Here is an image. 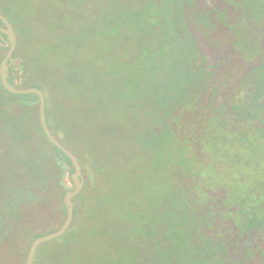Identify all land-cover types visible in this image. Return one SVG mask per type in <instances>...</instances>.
Listing matches in <instances>:
<instances>
[{"label": "trees", "instance_id": "trees-1", "mask_svg": "<svg viewBox=\"0 0 264 264\" xmlns=\"http://www.w3.org/2000/svg\"><path fill=\"white\" fill-rule=\"evenodd\" d=\"M221 2L232 7L227 10ZM123 3L130 5L127 11L109 8L108 14L97 17L98 25H92L88 35L114 33L128 21L136 30L137 61L128 63L125 75L117 71L108 95L129 110L132 144L142 152L140 166L148 165L155 184L141 183L146 180L142 176L138 184L127 181L120 198L119 178L113 175L111 189H105L82 158L83 187L73 197V221L62 236L38 246L32 264H48L51 258L87 264L77 253L73 231L92 199L98 217L100 210L114 216L99 233L103 246L111 250L95 264H226L216 256L215 241L202 231L212 226L217 211L208 204L211 194H223L222 205L236 207L237 226L248 229L264 223V49L256 39L259 33L243 22L253 19L262 26L264 0H219L215 6L223 9L215 8L214 14L200 0ZM0 14L16 32L8 16ZM16 35L8 81L17 88L43 91L47 125L69 149L48 121L49 90L32 78L27 56L20 51L22 38ZM199 37L203 42L232 45L239 58L236 68L243 65L241 76L231 73L228 79L239 82L235 91L225 89L231 85L213 76ZM6 51L0 44V61ZM247 65L252 69L243 75ZM5 93L13 98L10 103L0 100V243L5 224L17 217L23 205L37 200L52 175L58 189L56 224H25L20 262L25 264L33 240L63 223L66 187L60 162L73 168L43 134L36 95L12 94L0 82V94Z\"/></svg>", "mask_w": 264, "mask_h": 264}, {"label": "rangeland", "instance_id": "rangeland-1", "mask_svg": "<svg viewBox=\"0 0 264 264\" xmlns=\"http://www.w3.org/2000/svg\"><path fill=\"white\" fill-rule=\"evenodd\" d=\"M123 1L0 0V11L8 16L22 38L20 51L27 56L32 78L49 90L50 125L58 129L80 165L82 158L90 164L105 189H111L109 182L113 175L119 178L120 198L124 197L127 181L138 184L142 176L146 180L141 183L155 184L148 165L140 166L142 152L132 144L129 110L117 106L108 95L117 71L125 75L128 63L137 61L136 30L128 21L118 25L114 33L104 32L99 38L88 35L91 26L98 25L97 17L108 14L109 8L127 11L130 5ZM211 2L218 4V0ZM12 98L0 94L3 102L10 103ZM92 200L73 231L77 253L87 264H95L96 258L111 250L110 246H103L99 233L114 220L113 214L101 210L98 217ZM57 202L58 189L52 175L37 200L23 205L17 217L5 224L0 264H20L26 240L25 224L32 221L53 227L58 219ZM48 262L73 264L58 258Z\"/></svg>", "mask_w": 264, "mask_h": 264}, {"label": "flooded vegetation", "instance_id": "flooded-vegetation-1", "mask_svg": "<svg viewBox=\"0 0 264 264\" xmlns=\"http://www.w3.org/2000/svg\"><path fill=\"white\" fill-rule=\"evenodd\" d=\"M221 3L227 10H230V7H232L229 2ZM200 5L206 10H211L213 14L216 9H219L220 11L223 9L222 7H216L211 0H200ZM243 22L250 26L249 29L251 31L259 33L256 36V39L264 49V19L261 21V27L259 23L255 22L253 19H244ZM0 26L5 29V25L1 21ZM0 33L2 34V38H4V41L0 42V44L3 47H7L8 50L9 42L7 35L1 31ZM199 42L201 43V49L208 60V64L211 65L210 70L214 74L213 76H218L221 83H228L231 85H227L225 89L231 92L235 91L239 82L235 83L231 81V79H228L231 76V73H234L236 76H241L243 65H241V68H236V62L239 58L235 56V50L232 45L227 44L223 46L220 41L215 44L208 43L207 41L203 42L201 37H199ZM16 48L17 35L15 50ZM15 50L13 51V54ZM240 61L246 64L243 59H240ZM13 64L14 58L8 67V75L9 69ZM251 69L252 67L247 65L243 75ZM224 79H227V81ZM214 84L219 86V91L224 90L223 86L221 87L219 83ZM211 196L212 197L208 200V204L216 208L217 211H214L212 214L214 218L212 226L206 229L203 228L202 231H206L208 240L215 241L214 244L219 250H217L216 256L220 257V259L226 264H264V223L260 227L248 229L237 226L238 213L235 210L236 207L233 206L232 208H226V206L222 205L224 199L223 194H211ZM219 210H222L223 212H219Z\"/></svg>", "mask_w": 264, "mask_h": 264}, {"label": "water", "instance_id": "water-1", "mask_svg": "<svg viewBox=\"0 0 264 264\" xmlns=\"http://www.w3.org/2000/svg\"><path fill=\"white\" fill-rule=\"evenodd\" d=\"M0 21L5 25V29L0 26V31L7 35V39L9 42V48L0 62V82L3 88L12 93V94H34L37 97L38 102V119L41 125L43 134L47 138V140L56 148H58L69 160L72 165L73 170H70V166L61 161V165L64 167L62 171V181L66 187V192L63 196V203L65 206V218L63 223L60 225L58 229L53 232L47 233L45 235L36 237L33 242L30 244L25 264H32L34 260V256L36 250L39 245L46 243L48 241L54 240L62 236L70 227L73 221V197L76 196L83 187V175L81 170V165L76 157L69 149L63 146L57 138L53 135L51 130L49 129L46 122L45 115V104L46 98L45 94L42 90L36 87L29 88H17L11 83H9L8 77V67L11 64L13 58L12 54L16 47V33L13 29L11 23L0 14Z\"/></svg>", "mask_w": 264, "mask_h": 264}]
</instances>
